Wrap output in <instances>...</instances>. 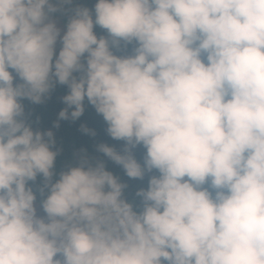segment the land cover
I'll list each match as a JSON object with an SVG mask.
<instances>
[{
    "label": "clouds",
    "instance_id": "1",
    "mask_svg": "<svg viewBox=\"0 0 264 264\" xmlns=\"http://www.w3.org/2000/svg\"><path fill=\"white\" fill-rule=\"evenodd\" d=\"M56 84L58 120L86 99L123 142L96 151L148 175L138 204L101 160L53 180L21 101ZM0 264H264V0H0Z\"/></svg>",
    "mask_w": 264,
    "mask_h": 264
},
{
    "label": "trees",
    "instance_id": "2",
    "mask_svg": "<svg viewBox=\"0 0 264 264\" xmlns=\"http://www.w3.org/2000/svg\"><path fill=\"white\" fill-rule=\"evenodd\" d=\"M75 3L88 8H92L95 0H75ZM60 17L63 24L66 23L67 16L54 14L53 17ZM94 33L99 37L100 35H106L104 30L97 26H94ZM131 45L127 49L121 52H115L117 55H126L131 52ZM115 51V50H114ZM68 93L66 85L56 84L47 98L40 104H33L28 100L21 101L24 105V112L27 123L31 125L33 130L52 131L53 139L55 141L52 150L57 151V156L54 160L53 167V180H55L56 173L62 170H66L70 166H75L79 163L81 156H85L88 160L94 163L96 160H101L105 163L106 170L113 173L118 177L121 182L125 183L127 187L124 189V198L129 202L139 203V198L135 196V193L140 188L147 187L148 175H145L143 180L129 179L123 173L120 166L114 164L108 160L102 153L96 151V145L100 143L107 144L114 147L116 150L122 148L123 142L111 139L106 134V123L101 115L97 114L94 107L88 104L87 100L84 101V110L82 114L75 120L71 118L67 120H58V113L65 108L62 102V97ZM71 111V109H69ZM58 123V127L53 125ZM82 127L90 130L89 132L82 131ZM133 154L138 162L142 163L144 155V149L137 146L133 150ZM42 179L37 177L35 182H29V186L33 188L34 193L37 196L35 201L40 206V200L43 198L37 189L41 186Z\"/></svg>",
    "mask_w": 264,
    "mask_h": 264
},
{
    "label": "rangeland",
    "instance_id": "3",
    "mask_svg": "<svg viewBox=\"0 0 264 264\" xmlns=\"http://www.w3.org/2000/svg\"><path fill=\"white\" fill-rule=\"evenodd\" d=\"M53 18L57 21L58 26L63 29L64 24L61 22V18L60 17H57V16H55ZM58 48H59V44L57 45V50H58ZM35 206L37 208V214L42 216L43 215V212L40 209V206L38 204H36V203H35Z\"/></svg>",
    "mask_w": 264,
    "mask_h": 264
}]
</instances>
